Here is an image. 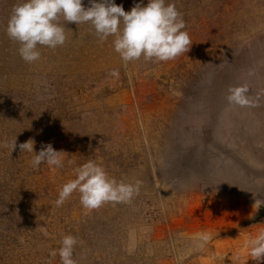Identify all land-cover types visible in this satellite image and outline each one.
Masks as SVG:
<instances>
[{
    "label": "rangeland",
    "instance_id": "1",
    "mask_svg": "<svg viewBox=\"0 0 264 264\" xmlns=\"http://www.w3.org/2000/svg\"><path fill=\"white\" fill-rule=\"evenodd\" d=\"M17 2L0 0V264H61L50 252L68 234L77 264H258L245 242L264 230V0H166L189 50L127 64L112 37L62 18L65 44L26 63L6 33ZM241 85L246 108L226 100ZM29 139L63 166L33 168L18 148ZM88 160L139 192L94 210L74 192L57 207Z\"/></svg>",
    "mask_w": 264,
    "mask_h": 264
},
{
    "label": "clouds",
    "instance_id": "2",
    "mask_svg": "<svg viewBox=\"0 0 264 264\" xmlns=\"http://www.w3.org/2000/svg\"><path fill=\"white\" fill-rule=\"evenodd\" d=\"M85 7L82 0H18L9 16L6 33L19 44L18 52L26 63H34L41 57L40 47L55 49L63 46L67 39L64 23L89 24L96 36L103 42L112 37L114 51L127 64L141 59L169 61L186 53L192 41L182 14L166 0H148L147 4L135 3L130 11L114 0H89ZM61 18L64 21L61 24ZM118 76L113 69L109 73ZM246 85L229 87L226 96L229 105L246 108L253 104ZM7 147V143L4 144ZM12 151L17 148L16 138L11 141ZM20 152L34 153L31 160L33 168L42 163L57 168L63 166L61 151L52 145L44 144L39 153L34 152V140L19 143ZM69 163H72L70 160ZM75 178L65 182L59 190L56 206H62L74 193H79L81 205L89 210L98 209L105 203L128 202L139 192V184L118 182L110 178L102 165L88 160L75 170ZM198 238L207 242L210 234L201 233ZM77 239L63 235L58 250L50 256L59 255L61 264H77L73 259ZM250 258L264 260V230L245 242Z\"/></svg>",
    "mask_w": 264,
    "mask_h": 264
},
{
    "label": "bare ground",
    "instance_id": "3",
    "mask_svg": "<svg viewBox=\"0 0 264 264\" xmlns=\"http://www.w3.org/2000/svg\"><path fill=\"white\" fill-rule=\"evenodd\" d=\"M183 115V114H182ZM182 118V117H181Z\"/></svg>",
    "mask_w": 264,
    "mask_h": 264
}]
</instances>
